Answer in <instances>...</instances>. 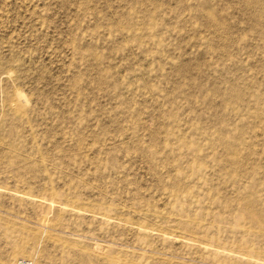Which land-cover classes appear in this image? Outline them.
<instances>
[{
    "label": "rangeland",
    "instance_id": "374dc122",
    "mask_svg": "<svg viewBox=\"0 0 264 264\" xmlns=\"http://www.w3.org/2000/svg\"><path fill=\"white\" fill-rule=\"evenodd\" d=\"M22 260L264 264V0H0Z\"/></svg>",
    "mask_w": 264,
    "mask_h": 264
},
{
    "label": "bare ground",
    "instance_id": "6f19581e",
    "mask_svg": "<svg viewBox=\"0 0 264 264\" xmlns=\"http://www.w3.org/2000/svg\"><path fill=\"white\" fill-rule=\"evenodd\" d=\"M19 99L21 98V95L20 94H18V96H17ZM23 97V96H22ZM15 99H16V97H15ZM26 101V100H25ZM28 103V102H27ZM21 104V103H20ZM23 104V103H22ZM21 104V105H22ZM26 104V103H25ZM16 105H19V103H17ZM27 105V104H26ZM24 106V105H23ZM21 263H25V264H32L31 262H29V261H26V260H22L21 261Z\"/></svg>",
    "mask_w": 264,
    "mask_h": 264
},
{
    "label": "built area",
    "instance_id": "2783aa9c",
    "mask_svg": "<svg viewBox=\"0 0 264 264\" xmlns=\"http://www.w3.org/2000/svg\"><path fill=\"white\" fill-rule=\"evenodd\" d=\"M20 264H25V263H20Z\"/></svg>",
    "mask_w": 264,
    "mask_h": 264
}]
</instances>
